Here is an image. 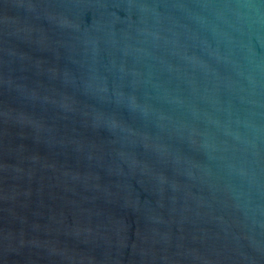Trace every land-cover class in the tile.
<instances>
[{
	"label": "water",
	"instance_id": "obj_1",
	"mask_svg": "<svg viewBox=\"0 0 264 264\" xmlns=\"http://www.w3.org/2000/svg\"><path fill=\"white\" fill-rule=\"evenodd\" d=\"M0 264H264V0H0Z\"/></svg>",
	"mask_w": 264,
	"mask_h": 264
}]
</instances>
